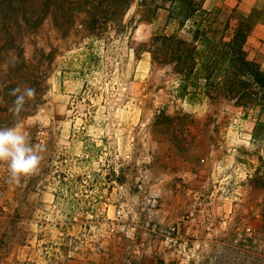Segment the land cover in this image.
<instances>
[{
  "label": "rangeland",
  "instance_id": "rangeland-1",
  "mask_svg": "<svg viewBox=\"0 0 264 264\" xmlns=\"http://www.w3.org/2000/svg\"><path fill=\"white\" fill-rule=\"evenodd\" d=\"M130 3L128 12L115 15L111 21L96 26L94 31L84 23L78 25L88 19L84 15L78 16L69 31L65 26L54 29L48 20L40 35L34 40L29 39L25 46V56L30 63L19 72L20 68L14 62L3 66L6 70L11 67L10 78L14 79L15 88L28 86L36 93L34 98L28 99L31 104L25 103V115L17 123L7 126L22 123L30 142L41 143L43 160L33 178L38 179L41 172L48 179L46 184L59 186L62 189L57 194L59 201L73 202L79 211V224L73 226V231L70 226L63 225L62 239L59 240L60 230L52 225L27 224L25 217L29 209L18 205L9 211L8 217L13 218L11 225H7L10 219L6 216L0 219L3 223H0V264H62L63 257L70 252L79 264H264V224L255 221L256 216L264 212V187H252L245 178L246 172L257 178L264 173L263 111L249 104L238 105L235 98L224 92L220 95L223 73L218 60L215 61L217 70L214 65L210 67L209 77L202 75V59L208 51L201 38L196 44L195 57L200 62L193 73L185 75L174 63L152 62L150 53L144 54L142 50H148L154 36L166 35L172 30L174 36L189 42L197 29L206 28L207 36L216 41L228 18L259 11L264 0H261L259 9L249 12L230 7L213 8L208 11L212 14L205 27L195 23L200 20L199 13L181 25L175 19L178 4L172 0H130ZM141 22L148 24L145 27L147 37L144 47L136 51L135 56L149 57L153 64L146 71L144 96L139 102L140 88L133 81L135 66L128 60L132 56L129 41L133 40V29ZM247 44L250 56L264 71V17L258 15L254 21ZM121 59L123 64H117ZM27 70L29 73L38 72V78L32 76L29 81L25 74ZM143 70L145 72L146 66ZM174 77L178 79L177 85ZM71 78L88 84V91L83 95L67 91L64 85ZM173 86L178 98L185 96L192 105L206 104L208 122L213 119L214 108L218 115L222 106V136L223 141L227 137L228 145L230 135L227 136L225 130L228 105L238 106V132L236 134L233 129L232 145L237 149L240 201L232 220L230 212L228 217L224 213L221 224L192 223L184 234L170 240L168 228L158 224L162 218L161 215L157 217L158 198L151 188L149 173H146V170L150 171L151 161H142L143 148L147 149L149 144L143 146L145 132L139 130V120L132 109L136 105L142 106L143 119L150 118L152 92L162 88L170 93ZM56 105L66 106L68 112L56 110ZM56 117L64 123L76 124L79 129H75V135L83 144L74 148L73 153L92 151L93 162L90 159L89 162L83 159L79 164L70 161L71 150H61V144L56 140L60 138ZM160 120L176 121L180 126L193 121L187 114L171 118L160 115ZM150 130L157 132L160 129L154 127ZM88 137H95L100 142L87 144L84 139ZM102 137L105 143L101 142ZM103 147L105 152L110 151L112 170L122 164V174L117 179L126 186L111 194L106 186L114 178L108 176V172L102 176ZM72 173L77 176L71 177ZM116 185L118 181L117 184L111 183L110 187ZM168 199L165 196V202ZM116 204L120 209L111 207L107 211L108 205ZM45 213L46 217L53 215L50 210ZM113 218L116 220L112 221ZM54 242H61V245L56 249Z\"/></svg>",
  "mask_w": 264,
  "mask_h": 264
},
{
  "label": "crops",
  "instance_id": "crops-1",
  "mask_svg": "<svg viewBox=\"0 0 264 264\" xmlns=\"http://www.w3.org/2000/svg\"><path fill=\"white\" fill-rule=\"evenodd\" d=\"M260 6L261 0H204L202 3V8L206 11L217 7H230L232 10L244 9V11L249 12L259 9ZM147 25V23H139L133 29V40L129 41L132 56L128 61L135 66L133 81L140 88L137 94L139 102L144 96L146 71L150 68V64H153V61L151 62L148 59L149 57L135 56L136 51L144 47L147 37L145 27ZM174 34L175 31L172 30L171 33L166 35ZM142 50H144V54H149L147 50ZM117 64H123V60H118ZM142 64L143 66L141 67ZM144 66H146L145 72L143 70ZM174 83H176L175 85L178 83V79L175 77ZM64 87L75 95L79 93L83 95L89 89L88 84L74 78L66 81ZM151 103L150 118L143 119L142 106L136 105L134 108L132 107L133 109L131 107L130 109H132V113L134 112L139 120V130L145 132L143 137L146 139V143H143V146L149 144L147 149L143 148L142 161L146 159H148V162L151 161L150 171L146 170V173H149L147 176L151 181V188L158 198L156 204L157 217L159 215L162 216L161 222L158 224L166 226L169 239L174 240L180 234H184L186 227L192 225V223L221 224L224 219V213H226L225 217H228L230 212V219L232 220L240 201L237 180L238 156L237 149H233L232 145L233 129H236V134L238 132V106L233 103L228 105V122L225 126L227 136L230 135V144L228 145L227 137L223 141L222 136V106H220L218 115L216 107L214 108L213 119L208 122L206 120L208 111L206 104L199 102L192 105L185 96L181 99L178 98L175 86H173L170 93H166L162 88H156L151 94ZM55 108L58 111L60 109L64 113L68 112L67 107L64 105H56ZM233 112L235 115H233ZM179 114H187L190 119L192 118V123L189 122L180 126L177 125L176 121L162 122L160 120V115L161 117L169 116L171 118ZM55 124L58 125V136H60L56 140L58 143L60 142L61 150L66 148L71 150L69 154L70 161L79 164L83 159L88 162L90 159L93 162L94 155L92 151L81 154L74 151L73 153L74 148L77 149L79 145L83 144L78 135H75L77 133L75 129H79L76 124L64 123L59 121L57 117ZM19 126L23 127V124L21 123ZM154 127L160 130L157 132L151 131L150 128ZM64 132L65 135L63 136ZM131 140H133V137H131ZM84 141L91 145L100 142L95 137H88ZM101 142L105 143L104 137L101 138ZM103 151L102 176L105 175V172H108V176L114 178L106 186V190L108 189L107 191L111 194L115 189L126 188L125 184L123 185L119 182L118 185L110 187L111 183L117 184V178L122 174V164L120 163L117 169L113 168L112 170L110 168V151L105 152V147H103ZM92 172H94V169H92ZM34 175L22 177L19 183H12L8 178L6 164H0V219L6 216L5 218L10 219L7 225H11L13 218L11 216L8 217L9 211H13L20 204L25 205L29 209L25 217L27 224L41 223L52 225L60 230L58 239L61 240L63 225L70 226L73 231V226L79 224L78 208L74 207L72 201L69 203L59 201L57 194L62 189L59 186L46 184L48 179L43 177L41 172L36 180L33 178ZM92 175L94 174L92 173ZM70 176H77V174L73 175L72 173ZM245 178L248 181L252 178V174L246 172ZM165 196L169 198L167 202L164 200ZM111 207L114 210L120 209L119 204L108 205L107 211ZM47 210L53 212L51 217H46L45 211ZM115 220L116 218H113L112 221ZM255 221L264 224V212L260 216H256ZM0 223L1 225L3 224L2 222ZM158 224L153 226L155 227ZM157 228H159V225ZM70 240H72V237ZM53 245L57 249L61 242L58 244L54 242ZM70 253H66L64 257L59 255L60 258H64L62 264H79L78 260L70 256Z\"/></svg>",
  "mask_w": 264,
  "mask_h": 264
},
{
  "label": "trees",
  "instance_id": "trees-1",
  "mask_svg": "<svg viewBox=\"0 0 264 264\" xmlns=\"http://www.w3.org/2000/svg\"><path fill=\"white\" fill-rule=\"evenodd\" d=\"M172 1L178 4L175 19H178L181 25L197 13L200 20L195 23L204 27L209 23L212 13L202 8L204 0ZM130 6V0H0V126L17 123L27 112L26 106L15 115L9 110L15 99L12 89L16 83L10 78L11 67L6 70L3 66L14 62V65L19 66V72L30 63L25 56V46L29 39L34 40L40 35L45 22L49 20L54 29L65 26L69 31L78 16L84 15L88 19L78 25L84 23L90 26L89 30L94 31L96 26L111 21L115 15L125 14ZM258 15L264 17V4L261 10L249 15L228 18L216 41L210 39L206 28H203L197 29L189 42L174 35L154 36L147 51L153 62L164 65L174 63L185 75L193 73L200 62L195 60V57L196 44L201 38L208 51L202 59V75L209 77L211 66L215 65L214 70H217L218 64L215 61L218 60L223 73L220 95H231L238 105L257 106L264 114V71L250 56L247 44L248 35ZM190 43L193 44L192 47ZM32 59L35 60V55ZM25 74L29 81L35 76L38 78V72L29 73L27 70ZM25 103L31 104V100L26 99ZM248 184L252 187H264V173L261 178H250Z\"/></svg>",
  "mask_w": 264,
  "mask_h": 264
},
{
  "label": "clouds",
  "instance_id": "clouds-1",
  "mask_svg": "<svg viewBox=\"0 0 264 264\" xmlns=\"http://www.w3.org/2000/svg\"><path fill=\"white\" fill-rule=\"evenodd\" d=\"M15 99L9 109L14 115L23 110L26 99L35 97V89L17 86L12 89ZM43 146L30 142L26 130L13 124L0 126V164H6L9 181L19 183L22 177H28L38 171L43 160Z\"/></svg>",
  "mask_w": 264,
  "mask_h": 264
}]
</instances>
